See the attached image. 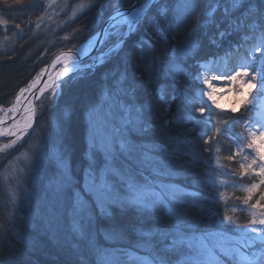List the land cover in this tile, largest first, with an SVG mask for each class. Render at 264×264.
<instances>
[{
  "label": "snow or ice",
  "instance_id": "obj_1",
  "mask_svg": "<svg viewBox=\"0 0 264 264\" xmlns=\"http://www.w3.org/2000/svg\"><path fill=\"white\" fill-rule=\"evenodd\" d=\"M157 0H138L127 7L116 0L112 5L114 15L109 17V21L118 23L113 25V31L109 33L108 29L99 36L108 35L114 37L112 47L107 53L101 49V56L98 58L101 62L105 57L119 55L120 51L127 45L129 52L125 58V70L121 73V79L114 80L111 88L118 92L117 100L120 96L127 98L129 101V109L132 104H135L139 94L143 91L149 97L148 101L141 102L136 106L137 120L142 125L139 129L141 134L152 133L153 135H168L167 144H175L177 150L180 149V137L184 136L183 143L188 144L187 135L195 131L194 128H185V124L191 121L193 117L187 115L184 111V102L181 92L178 87L179 77L183 74L182 64L187 59L199 55L204 46V37L200 36V29L206 25H214L216 31L207 37L210 45H218L219 42L229 38L230 32L241 25L247 24L250 28L256 29L260 27L261 37L260 46H253L246 53V58L241 57V63L223 72H218L213 79H227L238 87L235 88L241 97L242 106L253 105L260 98H264V3L258 6H250L244 4L243 0H215L214 4L206 5L200 16L198 17L195 28L188 30L183 36L171 38L166 36L169 28L179 27L182 23L184 14L194 10L198 5L196 0H184L182 4L176 8L166 6L157 7L154 14L153 5ZM14 5H22L23 0H12ZM95 5H90L94 7ZM103 8L101 5L100 13L103 22ZM223 9L222 19L225 24L217 21V13ZM123 9V10H122ZM241 12L242 14L235 17L233 14ZM20 28V24L15 25ZM143 30V35L137 37L136 34ZM133 37H136L133 39ZM131 43L129 44V41ZM107 43L102 39L89 40L88 44L93 47L96 44ZM156 45H161L158 51ZM139 55H136V52ZM174 53V55H173ZM258 53L259 56H255ZM95 64V61L93 62ZM91 67V66H89ZM211 88V83L205 78L202 81ZM245 90V91H242ZM252 90H255L254 92ZM26 89L21 88L20 93L23 94ZM94 91V85L89 83L86 89L81 94V98L74 101H69L59 118L58 122V140L63 151L58 155L56 167L51 169L50 175L47 177L45 190L41 197L44 202L43 208H37L30 218V223H38L39 225L49 228L55 219V209L58 205H63L66 200H74L70 205V212L73 216L85 211V203L81 198L80 192L75 191V182L72 174L70 162H78L81 164L85 177L86 191L93 193L95 196V207L99 209L100 214L111 221L112 236L109 238L123 237L133 225L129 223L126 217L128 209L134 208L137 221H145L149 218L155 221H162L165 216L169 219H174L175 224L167 230L162 229L159 225L157 230L139 232L142 239L147 238L145 243L150 241L151 237L159 235L167 241L169 236L173 237V245L182 242L185 229L196 230L199 227L200 220L196 217L177 212V209L171 205H182L185 202L176 198L175 191L171 184L164 182V177L171 173L164 170L171 166V161L165 160L164 156L168 155V148L163 144L153 145L151 148L143 145L132 146L128 149L126 158L132 160L134 153L143 148L144 159L140 162L141 168L144 171L150 170V175L153 180L143 185L136 182V174L131 172V169L125 168L116 170L111 167L110 161L112 156L110 153H105L103 161L92 159L91 154L96 149V134L103 126L104 121H94L93 114L99 109L94 104V96L91 93ZM213 91L200 89V96L207 97L208 101L215 109H220V104L214 98ZM21 100V96L16 97L17 103ZM176 105L175 112L173 105ZM201 106L196 107L195 111L204 115L206 108L209 116L206 121L207 125L215 128L216 133L220 135L229 134V125L232 122L229 118L224 117L220 112H214L211 106L205 105L203 99L200 100ZM86 110L88 113L89 123V147L87 151H82L77 154L73 151L74 145L78 139L80 130L81 111ZM250 111V109H248ZM3 111V109H0ZM11 111V110H10ZM233 113L237 112V108H232ZM111 113H106V117ZM30 117L25 118L24 127L13 126V130L7 133L10 136L16 137L10 141L6 147H11L20 140L27 129L31 128L28 122ZM2 123V121H0ZM242 128L246 127L247 135L242 131L239 136L243 138L242 144H237L236 150L232 155L226 157L232 160L234 156L243 154L244 160H249L248 154H244V149H250L254 152L249 163H240L241 175L251 174L259 177L257 182L251 183L244 191L247 195L244 197L243 203L249 204L257 190L264 187V130L255 131L251 127V122L246 120ZM4 133H0L3 135ZM211 139V137L209 138ZM208 144V139L204 141ZM121 147H124L122 144ZM159 151L163 154L161 157L149 155L150 152ZM210 149L205 147L203 152L207 153ZM113 173L119 177V181L127 186V189L132 194L129 198H121L114 194L113 186L109 183L108 174ZM143 175V171L139 173ZM147 180V178H145ZM75 191V195L70 193ZM261 199H264V192L260 193ZM223 199V194L220 196ZM193 203H195L193 201ZM119 209L118 214L109 211L110 208ZM252 209L264 207L257 200L256 203L250 205ZM235 211V209H234ZM91 212V208H89ZM253 215H255L253 213ZM264 215V213H261ZM119 217V219H118ZM91 219V216L88 217ZM224 221H229L231 218L228 215L224 216ZM252 225H264V218L252 219ZM252 232H256L255 227L251 228ZM8 235L13 236L16 242L22 245V248H17L13 252L10 264H36L32 259L36 251V245L30 238H26L21 232H18L14 226H10L5 230H0V240ZM179 237V239H177ZM209 239L208 234H203L201 237V246L203 241ZM123 251V250H122ZM156 264H168L164 255H162ZM191 264H202L199 258L194 257Z\"/></svg>",
  "mask_w": 264,
  "mask_h": 264
},
{
  "label": "rangeland",
  "instance_id": "obj_2",
  "mask_svg": "<svg viewBox=\"0 0 264 264\" xmlns=\"http://www.w3.org/2000/svg\"><path fill=\"white\" fill-rule=\"evenodd\" d=\"M131 1L132 3L138 2V0H121L125 7L132 4ZM165 2L168 3V6H166ZM183 2L184 0H157L156 4L161 5L162 3H165L164 6L174 9L177 5L182 4ZM214 2L215 0H196L198 6L194 10L184 14L182 23H180V26L177 29L176 27L173 28L172 31H175V35L172 33L173 35L169 39L170 42L172 37L183 36L185 32L195 28L198 17L203 8L206 5L214 4ZM115 3L116 0H45L46 6L43 14L36 22L35 32H40L39 35H41V38L38 41H45L46 46L41 58L47 60L43 65L40 63L34 67L31 73L34 74L31 76L30 80L35 74L43 69L54 56L64 51L74 50L82 42H86L98 34L105 20L109 19V17L114 14L112 11V5ZM93 4L95 5L96 10L91 17L88 19L84 17L78 20L83 12L93 8L90 7V5ZM101 5L104 6L103 22L100 13ZM221 10L223 13L222 8ZM241 14L242 13L240 12L239 14L238 12L234 13L233 20ZM217 15H220V12H218ZM219 23H221V21ZM222 24H225V22ZM113 25L114 24L108 26L107 29L109 33L113 31ZM213 27L214 29H212L211 26L206 25L200 30L201 32L203 31L205 35L210 36L216 31L215 26ZM261 31L262 29L260 27L252 29L247 24L241 25L239 28H235L230 32L228 39L219 42L218 45H210V47H214V50L209 47L207 42H204V46L199 55L187 59L182 64V68L184 69L185 64L191 62L195 63V61L199 59L197 74L194 75L197 86L193 93L194 98L199 104L200 100L203 99L205 105L211 106L213 111L216 112H232V108L241 110V119L238 121L239 128H237L234 133L236 134L233 140L235 150L237 144L243 143V138L240 137L239 134L243 131L245 136L247 135L246 127H241L246 120L251 122L253 130H264V98H260L256 101L255 106H242V97L237 91H235V88L238 87L237 84H234L227 79L213 78L218 72L232 69L234 66L241 63V57L246 58V53L254 45L260 46ZM232 33H235V36ZM15 36L16 35L13 33L7 34L6 30L0 35V52H6L7 49L13 47L12 44L15 40ZM114 39V37L110 38V36L105 35L104 41L107 43L101 44L100 47L96 49L95 52L90 53L89 56L71 61V65H74L73 67L76 66V68H74V70L63 80L55 83L36 103L34 125L26 136L21 140H18L11 147H6V145L12 141L11 139L5 138L0 140V205L5 206L10 218L13 216L15 218L20 217L19 219L21 221L25 220L24 222L29 225L30 218L33 216L35 210L45 206L41 197L45 190L47 177L50 175L51 169L56 167L57 157L63 151L57 136V125L59 117L63 115L66 107L58 109L61 114L60 116H58V113L56 114L55 111L53 113L52 109L58 96L61 94V86L71 78L86 74L88 71L93 70L95 67L112 57L113 55L105 57L103 62L98 59L102 54L101 49H103L104 53H107L108 49L112 47ZM5 42L8 43L6 46L4 45ZM230 47H233L232 50ZM160 48L161 46L158 47L157 50L159 51ZM254 55L257 57L259 56L258 53H254ZM94 61L95 64H93ZM119 71L120 70L115 72L112 70L109 72L108 77L110 78L104 76L105 81H103V84L94 99V104L99 111L93 114V120L104 121V123L96 134V149L92 152L91 158L103 161L105 159V153H110L112 156L110 164L113 169H131V172L136 174V182L143 185L153 180V176L150 175V170L144 171L140 168V162L144 159L143 148L134 153L133 159L134 161L136 160L137 166L129 164L127 160L125 163L121 164L115 160L116 158L123 159L122 152L127 154L128 149L130 148V146H127L131 139L130 134H135L139 128L138 126L141 125L137 120L136 112V106L139 104L138 100L135 104H132L129 109V101L127 98L120 96L119 100H117L119 94L116 89L111 88L114 80L121 79V72ZM205 78L211 83V88H208V86L202 82ZM219 81L222 83H219ZM221 86L225 89L224 93L225 96H228V100H226V102L225 100L219 102L221 96H216L218 99H215L219 102L221 107L220 109H215L211 104V101L207 100V97L200 96L199 90H215L214 92H216ZM252 91L254 92L255 90ZM2 107L4 106L0 105V109H2ZM248 109H250V111ZM45 111L46 120L43 123L40 122V125L35 128L38 117H40ZM83 112L86 142L85 151H87L89 147V117L86 110ZM108 112H110L111 115L106 117V113ZM192 113L194 115L199 114L196 111H193ZM122 144L124 147H121ZM262 148H264V146H262ZM244 154H248L249 160H244L243 154H240V162L249 163L251 157L254 156V152L245 148ZM149 155L155 157L163 156L159 151L150 152ZM164 159L168 160L167 157H164ZM71 168L74 170V165H71ZM75 169L76 171H79L77 170L79 169V165L75 164ZM209 169L210 170L205 175V181L210 183L212 187L214 193L210 196V201L215 202L216 206L213 207L212 210L209 208L203 209L204 213L201 215L202 218L213 217V219H211L212 221L208 230H205L206 228L199 230L185 229L183 240L180 244L184 245L186 249L183 252L177 253V260L174 264H191L194 257L199 258L202 264H221L223 260H227L231 264H264V225L251 224L252 219L255 218L259 220L264 218V215H261V211H259L258 208L252 209L250 206H244L248 215L251 217L249 222L242 226L233 227L232 230L221 225V218L226 215V211L223 209L226 207L229 208L230 206L232 208L234 207V205L230 203L231 198L226 195V192L239 188L237 185L238 182L235 181V179H238L239 177L238 173H228L226 170L223 171L218 167L213 166V164ZM164 170L171 174L173 172L171 166ZM141 171H143L142 176L139 175ZM72 174L75 182V191L80 192L81 198L85 203V211L73 216L70 212V205L74 203V200H66L63 205H58L56 207V216L49 229L51 230L53 227L58 228V226H62V236L75 248H79L81 247V243L86 244V241L88 245L93 243V240H95L94 242L99 241L96 239V228L93 226L92 221H94V213H100V211L95 207L94 194L86 191L83 169H80L79 178L76 176V173L72 172ZM171 174L163 178L164 182L173 186V190L175 191L178 200L181 201V199H183V201H185V195L187 197L186 203L194 205L195 203H193L194 200L192 198L196 199V197H190L189 194L178 188L177 185L173 183L174 179ZM145 178H147V180ZM108 180L113 186L115 195L125 199L132 195L127 189V186L120 183L117 175L109 173ZM246 180L248 183L252 182L253 175ZM249 185L250 184H245L243 188L246 189ZM75 191L70 193V195L74 196ZM221 194H223V199L220 198ZM206 202L209 203V200L206 199ZM202 203L203 202H201V204ZM171 206L175 207L178 213L190 217L191 213L187 211L185 205ZM200 207L201 206H199V208ZM89 208H91V212H89ZM253 213L255 215H253ZM89 216H91L90 220L88 219ZM198 219L201 220V218ZM167 220L168 223H170V226L175 224L174 219H169L167 217ZM41 227L43 226L36 223V228L41 230ZM252 227H255L257 231L252 232ZM168 228L166 227V229ZM51 233L52 236H54V229L51 230ZM203 234H208L209 239L204 240L203 246H201L200 241ZM101 235L100 243L103 241L107 244V242L109 243L112 240H115V242L117 240H123L119 237L110 239L109 237L112 236V234L108 235L104 232H101ZM169 239L172 241L173 237L171 236ZM177 239H179V237H177ZM123 249L125 248H122V250ZM94 250L99 264H156V261L149 256L147 249L144 248L138 249L140 253L137 252V249L133 250L135 251L133 253L130 250L127 251L128 253H125L124 250L119 253L106 248L105 245L101 243L96 244Z\"/></svg>",
  "mask_w": 264,
  "mask_h": 264
},
{
  "label": "trees",
  "instance_id": "obj_3",
  "mask_svg": "<svg viewBox=\"0 0 264 264\" xmlns=\"http://www.w3.org/2000/svg\"><path fill=\"white\" fill-rule=\"evenodd\" d=\"M243 2L246 5L258 6L261 3H264V0H243ZM165 3L166 6H168V3ZM165 3H162L161 5H154L153 11L150 14H154L156 8L164 6ZM45 6V0H23L22 5H14L12 0H0V35L5 30L7 34L13 33L16 35L12 44L13 47H10L11 49H7L6 52H0L1 106H9L15 98L18 90L24 87L30 80L31 76H33L34 73H31L34 67L40 63H42V65L46 63L47 59L41 58L46 46L45 41H38L40 40L41 35H39L40 32H35L36 22L43 14ZM95 10V6L88 9L86 12L82 13L78 20L84 17L88 19ZM219 12L220 15H217V21H221L222 24L224 22L222 21V10ZM16 24H20L21 27L16 28ZM210 26L212 29H214V25ZM173 28H175V26L169 28L166 33V36H168L169 39L173 34L175 35V31H172ZM141 35H143V30L136 34L137 37ZM200 36L205 38L204 42H207L210 47V44L207 40V37L209 36L205 35L203 31L200 33ZM135 38L136 37H133V39ZM5 43L4 45L6 46L8 43ZM130 43L131 40L129 41V44ZM160 46L161 45H157V48ZM210 48L214 50V47ZM128 52L129 48L126 45L122 51H120L118 56L113 55L99 66L95 67L93 70L88 71L86 74H81L66 81L61 86V94L58 96L55 105L52 108L53 113L55 111L56 114L58 113V116H60L61 114L59 113L58 109L61 107H66L69 101L80 99L81 94L84 92L86 86L89 83L94 85V91L91 93V95H93L95 99L103 84V81H105L104 76H106V78H110L108 77V73L112 70L115 72H118V70H120L119 72L121 73L124 72L125 58ZM136 55H139L138 51L136 52ZM198 61L199 59H197L195 63L191 62L184 65L183 74L179 77L178 85L182 100L184 102V111L187 115L193 117V119L186 122L184 126L185 128L195 129V131L187 135V140L189 143H183L185 137L181 136L180 149L177 150L175 144L166 143L169 138L167 134L160 136L153 135L152 133L141 134L139 131L141 125H139L137 132H135V134L133 133L132 135L130 134L131 139L127 146L132 147L143 145L144 147H152L153 145L163 144L168 148V155L164 157H167L168 160L170 159L171 161V168L173 169L171 176L174 179L173 183H175L178 188L189 194L190 197H196V199L192 198L194 201H198L195 202L194 205H189L186 203L187 197L185 195V201L181 199V201L185 202L182 205H185L187 211L191 213L190 217L201 218L199 227L196 230L205 228V230H208L213 217L202 218L201 214L204 213L203 209L209 208L212 210L213 207L216 206L215 202L210 201V196H212L214 193L212 187L210 183L205 181V175L210 170V166L213 164V166L218 167L223 171L226 170L228 173H238L239 178L235 179V181L243 184L237 183L239 188L230 190V192H226V195L231 198L230 203L234 205V207L232 208L230 206L231 208L226 207L223 209L226 211L225 214L231 219L229 221H224V217H222L220 221L221 225L232 230L233 227L242 226L243 224L250 221L251 217L248 215L244 206H250L252 203H256L257 200L260 201L261 205H264V199H261L260 197V193L264 192V187L259 188L253 196V199L249 201V204L245 205L243 200L247 195V192L244 191L243 186L245 184L257 182L259 177L253 176V181L248 183L246 179H249L251 174H244L243 176L241 175V158L239 155L234 156L232 160H228L226 158L235 152L233 140L236 135L234 133L236 129L239 128L238 121L241 119V110L239 109L235 113L230 111L220 112L224 117L229 118L232 121L229 125L230 131L228 135H220L216 133L215 128L207 125L206 121L209 116L208 109H206L203 116H201L200 113L196 115L192 113L195 111L196 107L201 106L194 98L193 94L194 90L196 89L195 87L197 86L194 75L197 74ZM137 100L139 103H141L148 101L149 97L142 91L139 94ZM175 110L176 105L174 104L173 111L175 112ZM83 114V111H81L79 114L80 130L78 139L73 148V151L77 154L86 150ZM45 117L46 111L42 113L40 117H38L35 128L40 125V122L43 123L46 120ZM210 137L211 139H209ZM205 139H208L207 145L204 143ZM205 147H208L210 151L207 153L203 152ZM122 157L123 159L116 158L115 160L120 164L125 163L127 160L129 164L136 165V160H128L124 152H122ZM70 163L71 165H74V170H72V172L76 173V176L79 178L80 169L82 168L81 164L78 162ZM75 164L79 165V169H77L79 171H76ZM206 199L209 200V203L206 202ZM201 202L203 203L201 204ZM199 206L201 207L199 208ZM234 209L235 211H233ZM258 209L261 211V213H264V207H258ZM109 211L113 212L114 214L119 213V209L115 207L110 208ZM8 215L9 214L7 213L5 206L0 205V230H5L10 226H14L18 232H21L26 238H30L36 245V251L32 256V259L36 262V264H99L95 256L94 247L96 244L101 243L104 244L106 248L119 253L122 251V248H125L123 249L125 253H128L127 251L129 250L133 253L135 252L133 250L136 249L137 252L140 253L138 249L144 248L147 249L149 256L155 261L164 255L168 261V264H174V262L177 260V253L183 252L186 249V247L180 243L173 245L172 241L169 239L171 236H169L167 241H165L158 232L156 235L151 237L150 241L145 243L147 238L142 239L140 237L139 232L141 230L155 232L158 225L162 229L167 230L166 227L168 228L170 223H168L167 216H165L162 221H155L149 218L145 221L138 222L135 209L131 207L128 209L127 215L124 218L133 226L129 228L128 232L125 233L123 237H119L123 240H117L116 242L115 240H112L109 243L107 242V244L103 241L100 243L99 241L101 240L102 236L101 232H104L108 235L112 234L110 227L111 221L105 216H102L100 213H94V221H92V224L96 228V239L99 241L94 242L95 240H93V243H90V245H88L86 241V244L81 243V247L79 248H75L62 236V226H58V228L53 227L51 230L54 229V236H52L51 230L49 228L41 227V230H39L36 228V223L34 222L28 225L26 222H24L25 220L21 221L19 219L20 217L15 218L13 216L10 218ZM22 247L23 246L18 244L11 235H8L6 238L0 240V264H10V260L12 259L15 249ZM221 264L231 263L227 260H223Z\"/></svg>",
  "mask_w": 264,
  "mask_h": 264
},
{
  "label": "bare ground",
  "instance_id": "obj_4",
  "mask_svg": "<svg viewBox=\"0 0 264 264\" xmlns=\"http://www.w3.org/2000/svg\"><path fill=\"white\" fill-rule=\"evenodd\" d=\"M118 20L119 18H117V20L112 24L118 23ZM97 36L98 34H96L91 40H97ZM88 41L82 42L74 50L64 51L54 56L50 69H41L35 75V78L31 85L25 88L26 91L23 94L20 93V90L18 91L16 97L18 95L21 96V100L19 103H17L15 97L9 106L2 107L3 111H0V121H2V123H0V133L4 134L0 135V140L5 138L15 140L16 137L10 136L7 133L13 130V126L23 128L26 117H30V120L28 122L31 124V128L33 127L36 117V103L39 101V99L48 90H50L55 83L63 80L74 70V68H76V66L73 67L74 65H71L72 60L76 58H85L89 56L90 53L95 52L91 51L92 48L95 47V45L93 47H90ZM230 48L232 50L233 47ZM219 83L222 82L219 81ZM224 91L225 89L222 86L219 87L216 92H213L214 98L218 99V97L221 96L219 102H223L224 100L226 102V100H228V96H225ZM31 128L27 129L24 136L29 133Z\"/></svg>",
  "mask_w": 264,
  "mask_h": 264
},
{
  "label": "water",
  "instance_id": "obj_5",
  "mask_svg": "<svg viewBox=\"0 0 264 264\" xmlns=\"http://www.w3.org/2000/svg\"><path fill=\"white\" fill-rule=\"evenodd\" d=\"M123 10V9H122ZM114 21H109V19H106L105 20V22H104V24H103V26H102V28H101V30H100V32L98 33V34H100V33H102L103 31H104V29L105 28H108V26H110L112 23H113ZM104 37L105 36H99L98 35V38H97V40L98 39H102V40H104ZM100 45L101 44H96L95 45V47H93L92 48V50L91 51H95L96 49H98L99 47H100ZM52 59H54V57L52 58ZM52 59H51V61L44 67L45 69H50V67H51V63H52ZM76 59H80V58H76ZM34 78H35V76L26 84V86L25 87H23L24 89L25 88H27V87H29L30 85H31V83L33 82V80H34Z\"/></svg>",
  "mask_w": 264,
  "mask_h": 264
}]
</instances>
